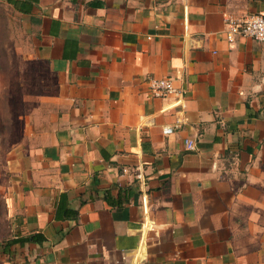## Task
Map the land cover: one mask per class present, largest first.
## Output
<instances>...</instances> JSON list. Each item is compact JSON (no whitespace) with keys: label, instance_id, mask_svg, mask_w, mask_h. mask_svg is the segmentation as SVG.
Returning a JSON list of instances; mask_svg holds the SVG:
<instances>
[{"label":"crops","instance_id":"crops-1","mask_svg":"<svg viewBox=\"0 0 264 264\" xmlns=\"http://www.w3.org/2000/svg\"><path fill=\"white\" fill-rule=\"evenodd\" d=\"M4 1L49 112L2 154L0 264H264V42L225 35L264 0Z\"/></svg>","mask_w":264,"mask_h":264},{"label":"rangeland","instance_id":"rangeland-1","mask_svg":"<svg viewBox=\"0 0 264 264\" xmlns=\"http://www.w3.org/2000/svg\"><path fill=\"white\" fill-rule=\"evenodd\" d=\"M49 69L34 53L23 17L0 0V163L27 124L49 112Z\"/></svg>","mask_w":264,"mask_h":264},{"label":"built area","instance_id":"built-area-1","mask_svg":"<svg viewBox=\"0 0 264 264\" xmlns=\"http://www.w3.org/2000/svg\"><path fill=\"white\" fill-rule=\"evenodd\" d=\"M187 6L184 5V8ZM225 35L229 42L237 37H247L253 40L264 42V11L252 13L244 17L227 16L225 18ZM148 92L154 98H165L170 95H177L176 103L181 104L183 96L175 87L174 80L167 77L151 78L148 81ZM181 119L177 118L172 125H165L162 128L164 134H170L178 128ZM185 146L188 149L194 148L192 139H185Z\"/></svg>","mask_w":264,"mask_h":264}]
</instances>
